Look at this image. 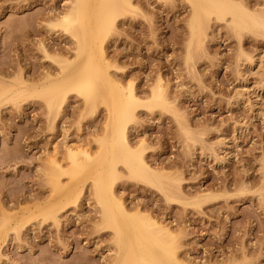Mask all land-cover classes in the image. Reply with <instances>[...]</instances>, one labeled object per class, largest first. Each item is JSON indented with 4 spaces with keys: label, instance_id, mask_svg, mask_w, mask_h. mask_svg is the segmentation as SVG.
Wrapping results in <instances>:
<instances>
[{
    "label": "rangeland",
    "instance_id": "obj_1",
    "mask_svg": "<svg viewBox=\"0 0 264 264\" xmlns=\"http://www.w3.org/2000/svg\"><path fill=\"white\" fill-rule=\"evenodd\" d=\"M132 1L102 44L111 76L140 98L158 78L167 85L169 106L137 107L127 133L166 175L171 198L121 164L115 193L130 214L170 228L183 264H264V34H237L228 15L211 14L199 43L188 0ZM226 1L264 12V0ZM71 4L0 0V85L27 86L0 99V264H113L116 257L112 229L99 224L93 171L61 175L82 188L75 204L50 199L49 159L67 170L66 146L96 154L106 117L104 103L90 110L75 91L57 113L39 96L44 76L54 79L60 61L74 59L76 38L52 25ZM247 56L255 64L237 69ZM59 204L56 219L46 215Z\"/></svg>",
    "mask_w": 264,
    "mask_h": 264
},
{
    "label": "bare ground",
    "instance_id": "obj_2",
    "mask_svg": "<svg viewBox=\"0 0 264 264\" xmlns=\"http://www.w3.org/2000/svg\"><path fill=\"white\" fill-rule=\"evenodd\" d=\"M188 1L192 7L191 33L199 43L205 36L207 20L211 14L220 19L228 15V24L237 34L244 30L264 34L263 9L253 12L243 5L226 0ZM87 2L88 0H72L68 11L53 21L52 25L61 27L76 38L77 49L73 60L64 58L60 61L59 72L54 79L50 75L44 76L45 88L39 96L44 98L50 113L59 111L71 91L81 94L84 105L90 110L97 103H104V134L99 139L98 151L94 155L86 148L77 150L66 146L65 154L70 162L67 170L55 158L49 159L47 179L52 192L50 199H58L60 204H75L82 188L78 184L70 186L63 182L61 175L65 173L69 178H74L81 172L93 171L92 188L101 211L99 224L113 231L116 246L113 264H183L178 254L177 236L172 234L170 228L149 214H130L113 188L119 178L117 166L121 164L130 178L154 186L166 198H171L166 186L170 183L164 181L166 175L149 166L142 149L132 146L127 133V124L134 119L137 107L153 109L169 106L167 85L162 78H158L149 96L142 99L132 85L125 87L111 76L102 37L111 30L119 13L133 10V1L95 0V7L91 9ZM255 60L252 56L241 59L237 69L244 64L250 70ZM260 61L261 58L256 63ZM25 82L19 80L18 88H14V85H0V99L10 96L17 98L26 89ZM174 183L177 187L178 182ZM60 204L50 205L46 215L56 219Z\"/></svg>",
    "mask_w": 264,
    "mask_h": 264
}]
</instances>
